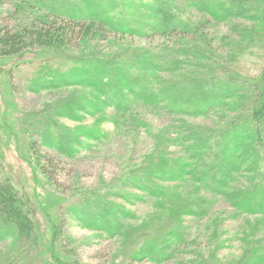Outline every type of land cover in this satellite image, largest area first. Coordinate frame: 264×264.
Masks as SVG:
<instances>
[{"label": "rangeland", "instance_id": "374dc122", "mask_svg": "<svg viewBox=\"0 0 264 264\" xmlns=\"http://www.w3.org/2000/svg\"><path fill=\"white\" fill-rule=\"evenodd\" d=\"M183 2L185 0H0V25L9 28H19L18 25L28 24L37 16L47 14L56 17L59 13L81 20L102 18L129 30L121 34L107 29L104 37L89 35L82 41L74 40L63 51L37 48L19 55L0 56V176L8 177L18 190L36 230L33 242L32 237L18 239L14 225L0 218V264H114L121 262L123 257L128 264H201L213 250L211 242L216 245L217 257L210 264H234L248 250L250 238L264 244L263 219L235 209L225 196L213 198L209 194L212 205L207 215L182 214L178 217L177 214L171 215L170 209L164 204L158 205V202L148 204L138 197L132 199V203L126 202L119 196L120 192L137 196L142 192L131 186L114 184L125 173L128 160L134 165L143 161L144 155L155 147L153 145L170 121L181 120L182 124L217 130L231 115L240 111L225 112L216 107L208 115L192 116L130 102L129 110L117 112L104 104L105 98L113 94L99 96L93 87L68 82L81 77L84 71L94 81L103 78L105 82L115 78L113 76L117 73L108 66L103 69L99 59L104 55L127 56L151 46L178 47V58L188 59V62L201 60L196 53L191 55L190 52L195 50L183 53L185 48L180 45L185 39L199 43L204 51L219 60L222 71L239 74L238 81L262 71L264 0ZM204 6L209 7V12ZM172 8L173 12L190 22L195 34L187 38L176 35L165 39L152 31L147 33L146 27L154 24L153 20L175 24L165 17L166 11ZM160 9H163V14L159 13ZM235 10L240 14H234ZM142 31H146L145 35ZM181 61L176 67L178 69L169 74L170 77L175 74L187 76L190 73L185 70L196 69L181 65ZM164 73L168 71L163 70L162 75ZM237 80H229L228 88L234 89L239 85ZM207 83L188 90L185 96L180 94L177 103H192L198 95L203 97L202 100L212 101L209 98L213 93L209 90L215 84ZM118 92V89L112 91L114 94ZM226 102L232 104L233 97ZM88 134L95 137H88ZM58 139H62L63 145H69L66 149L72 155H64L42 144L43 151L59 162L60 170L52 181L43 172V164L32 153L30 145L33 140L41 143ZM211 143L215 145L216 142L212 140ZM158 145L170 157L182 153L176 144L159 141ZM261 149L264 148H256L248 154H263ZM220 164L221 161L215 162L213 166L220 168ZM206 165L209 171L211 162ZM248 167L246 164L236 181L231 182L233 187L249 185ZM214 168L211 172L218 176ZM261 181L264 183V177ZM109 186L112 188L107 189ZM177 189L185 191L186 187L180 185ZM98 195L101 201L118 203L129 213H134L133 219L126 218L133 226L145 227L155 221L158 214L161 215L155 225L159 220L180 219V231L182 229L184 235L189 236V244L177 246L168 252V258L158 262L150 261L147 256L132 259L130 253L136 245L124 247L121 234L112 235L101 228L84 226L78 219L79 213L85 222L92 220L94 225L95 222L100 223V216L109 224H115L108 211L104 210L108 209L106 205H95V196ZM211 232H214L211 234L214 239L209 241ZM144 243L143 239L140 240V246ZM158 247H155L157 253ZM255 252L251 264H264V248L258 247Z\"/></svg>", "mask_w": 264, "mask_h": 264}, {"label": "trees", "instance_id": "16d2710c", "mask_svg": "<svg viewBox=\"0 0 264 264\" xmlns=\"http://www.w3.org/2000/svg\"><path fill=\"white\" fill-rule=\"evenodd\" d=\"M189 2L191 0H185L183 3L188 4ZM208 6H204L207 11ZM213 8H217V6H213ZM173 9L167 10L165 17L175 24H171L167 20H162L160 23L153 20L154 24L146 27V30H149L147 33L152 31L165 39L176 35L185 38L193 36L196 32L194 27L189 21L186 22L181 15L173 12ZM158 11L160 14L164 12L163 9ZM233 13L238 14L239 12L235 10ZM154 14L159 16L158 13ZM56 15V17L47 14L37 16L28 24L18 25L19 28L16 29L0 25V56L19 55L37 50V48L63 51L74 40L82 41L89 35L104 37L107 29L121 32V34L129 31L102 18L81 20L59 13ZM154 16L152 18H155ZM142 32L145 35L146 31ZM188 40L185 39L183 45H180L182 49L185 48L183 53L187 54L189 49L195 50V52H190L191 55L196 53L201 56V60L188 62V59L178 58V47L155 48V46H151L139 53H130L127 56L104 55L103 59H99V65L103 66V69L108 66L114 73H117L114 76L111 73V77L115 78H110L105 82L102 81L103 78L94 81L93 77L84 71L80 75L81 77L70 79L68 82H77L93 87L99 96L107 95V93L115 95L116 97L112 95L105 98L104 104L106 107L114 108L117 112L129 110L130 102H139L144 106L165 108L168 112L192 116L208 115L216 107L225 112L227 110L240 111L231 115L217 130L182 124L181 120H179L180 122L170 121L153 145L155 147L144 155L143 161L134 165L128 160L125 173L114 184L131 186L142 192V195L139 196L128 194L125 191L120 192L119 196L126 202L132 203L134 201L131 200L137 199V197L148 204L158 202V205L164 204L170 209L171 215L177 214L178 217L182 214L195 217L207 215L208 209L212 205V200L209 197L211 194L213 198L218 195L225 196L235 209L259 215L264 221V183L261 181V178L264 177V149H261L263 154L261 152L256 155L248 154L251 150L255 151L256 148H264V68L257 75L238 81L237 77H241L239 74L222 71L219 60L204 51L199 43ZM180 60H182L181 65H190L196 69L185 70L190 73L187 76L175 74L170 77L169 74H173L178 69L176 67L179 66ZM163 70H167L168 73L162 75ZM232 78H235L239 85H236L234 89H229L228 83ZM207 82H210V85L215 84L216 88L219 87V89L210 88L209 91L213 93V96L209 100L212 99V101L202 100L203 97L198 95L197 100L191 101L192 103H177L180 94L185 96L188 90L208 85ZM113 89H118L119 92L114 94L112 93ZM119 95L120 97H118ZM232 97L233 103H227L228 98ZM93 136L95 137L94 134H88V137ZM212 140L216 142L215 145H212ZM58 141L43 140L40 143L33 140L30 145L32 153L43 164V172L52 181L60 170L59 162L51 154L43 151L42 144L50 149L54 148L64 155H72L70 150L66 149V146L69 147V145H63L62 139H58ZM159 141L178 145L182 153L176 157H170L159 147ZM220 161V168L213 166L215 162ZM207 162L212 164L209 171ZM246 164L249 166L246 169L250 173L249 185L244 188L233 187L231 182L236 181ZM213 168L219 173L218 176L215 172H211ZM137 181H140V184H136ZM213 181L216 182L215 185H213ZM180 185L185 186L186 190H178L177 187ZM109 188L112 187H107V189ZM100 198L99 195L95 196V205L98 207L106 205L111 210L109 212L104 208L108 211V215H111L115 220L114 225L109 224L101 216L98 219L100 223L95 222V225L92 220L85 222L79 213L77 214L78 219L83 222L84 226L101 228L112 235L121 234L124 247L131 244L132 248L133 245H136L135 248H132L133 252L130 253L132 259L147 256L150 261L158 262L168 258V252L175 250L177 246L185 247L189 244V236H185L182 229L180 231V219L178 221L159 220L158 225H155L154 222H157L156 220L161 215L158 214L155 216L156 220L151 221L145 227L144 225L133 226V223L126 221V218L133 219L134 213H129L118 203H111V201L107 203L101 201ZM156 208L158 207L156 206ZM100 211L103 209L100 208ZM0 218L14 225L15 235L18 239L32 237V242L35 239V225L26 202L21 198L9 178L5 176H0ZM140 227L142 230H139ZM151 227L153 230H150ZM211 234L214 232L210 233L209 241L214 239ZM142 239L145 243L140 246ZM159 241L160 246L158 247ZM211 244L213 250L210 251L207 260L199 261L201 264H210L216 259L217 255L214 250L216 245L213 242ZM155 245L159 248V253L155 251ZM258 247L264 248V244L257 243L250 238L248 250L234 264H251ZM114 264L128 263L124 261L123 257L121 262Z\"/></svg>", "mask_w": 264, "mask_h": 264}]
</instances>
